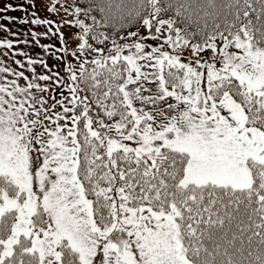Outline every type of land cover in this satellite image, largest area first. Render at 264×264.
Instances as JSON below:
<instances>
[{"label":"snow or ice","instance_id":"obj_1","mask_svg":"<svg viewBox=\"0 0 264 264\" xmlns=\"http://www.w3.org/2000/svg\"><path fill=\"white\" fill-rule=\"evenodd\" d=\"M64 10L0 61V264H264V0Z\"/></svg>","mask_w":264,"mask_h":264},{"label":"rangeland","instance_id":"obj_2","mask_svg":"<svg viewBox=\"0 0 264 264\" xmlns=\"http://www.w3.org/2000/svg\"><path fill=\"white\" fill-rule=\"evenodd\" d=\"M5 0H0V8L3 7ZM7 2L11 3L14 7L23 6L27 8V11H8V12H0V17L7 15L11 17H15L16 19L12 22L5 21L0 19V25H3V28H0V40H10L13 43L12 49H5L0 47V61H3L4 64L9 65L13 68H16L18 71L21 70L15 64L16 59L26 60V57L15 56L13 57L14 52L25 51L32 57L39 58L44 57L48 59V63L51 66L55 63L52 59L48 58L44 53L43 49L40 45L43 44H54L56 47H60L59 40L56 37L51 36L50 34L45 36L41 35L39 38V44L31 37V31H36L39 33L47 32L49 26L47 25H32V24H21L19 20L21 19H28L29 21L33 18L32 12L35 11L37 16L41 19H51L53 24L51 25L53 31L57 24L62 23V20L67 18L66 12L63 8H56L57 12H49L47 9L49 6L52 5L51 0H7ZM35 4L36 7L33 9L30 5ZM8 29L5 32L3 29ZM61 31L67 32V26H63ZM14 33V35H13ZM27 39V44H20L18 43L19 40ZM8 52V56L4 55V52ZM37 71L41 72L43 69L40 68L39 65L36 66ZM62 67V66H61ZM27 74V73H26ZM23 84L24 82L21 81Z\"/></svg>","mask_w":264,"mask_h":264},{"label":"trees","instance_id":"obj_3","mask_svg":"<svg viewBox=\"0 0 264 264\" xmlns=\"http://www.w3.org/2000/svg\"><path fill=\"white\" fill-rule=\"evenodd\" d=\"M51 1H52V4H53L54 0H51ZM69 3H71V0H57V2L55 3V7L64 9V6H66ZM66 15H67V13H66ZM68 19H71V17H68Z\"/></svg>","mask_w":264,"mask_h":264}]
</instances>
